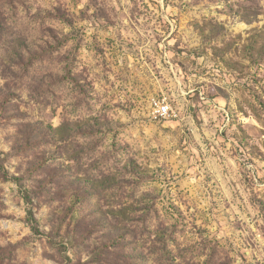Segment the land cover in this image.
<instances>
[{
  "label": "rangeland",
  "instance_id": "374dc122",
  "mask_svg": "<svg viewBox=\"0 0 264 264\" xmlns=\"http://www.w3.org/2000/svg\"><path fill=\"white\" fill-rule=\"evenodd\" d=\"M0 264H264L259 0H0Z\"/></svg>",
  "mask_w": 264,
  "mask_h": 264
},
{
  "label": "built area",
  "instance_id": "2783aa9c",
  "mask_svg": "<svg viewBox=\"0 0 264 264\" xmlns=\"http://www.w3.org/2000/svg\"><path fill=\"white\" fill-rule=\"evenodd\" d=\"M154 111L153 116L157 120H165L172 114V106L169 102H161L159 99L155 98L153 101Z\"/></svg>",
  "mask_w": 264,
  "mask_h": 264
},
{
  "label": "clouds",
  "instance_id": "9594fccd",
  "mask_svg": "<svg viewBox=\"0 0 264 264\" xmlns=\"http://www.w3.org/2000/svg\"><path fill=\"white\" fill-rule=\"evenodd\" d=\"M259 2H260V4H261L262 6H264V0H259ZM64 31H65V32H68L69 29H68V28H65ZM62 103H63V105H64V108L62 109V111H64V110H65V106L68 104V101H63ZM69 111H70V108H69ZM77 139L80 140V143H81L82 145H85V144H86V141H85L83 138H81V137H77ZM102 151H104V149H101V152H102ZM98 155H99V153H98ZM93 159L95 160L96 157H94ZM88 163L91 164L92 161H89ZM100 167H103V164H102V163H101ZM105 171H107V169H105ZM101 178H103V177L101 176Z\"/></svg>",
  "mask_w": 264,
  "mask_h": 264
}]
</instances>
